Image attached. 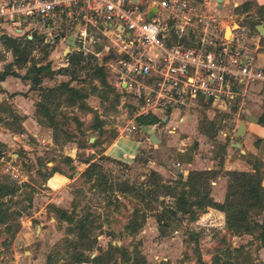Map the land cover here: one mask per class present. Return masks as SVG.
<instances>
[{
  "label": "rangeland",
  "instance_id": "374dc122",
  "mask_svg": "<svg viewBox=\"0 0 264 264\" xmlns=\"http://www.w3.org/2000/svg\"><path fill=\"white\" fill-rule=\"evenodd\" d=\"M207 1L221 14L225 37L231 36L226 27L231 30L235 25L232 22H237L242 27L240 39L245 34L258 36L256 53L264 52V0H222L221 7L215 0ZM257 24L263 26L262 30H257ZM46 40L35 43L20 71L31 62L48 61L53 70L69 66L67 54L77 52L81 60L69 66L75 70L72 79L67 73L55 72L43 77L42 84L68 81L85 96L82 102L73 104H67L63 94L54 101L58 103L54 109L58 123L56 141L49 140L50 129L43 126L29 129L35 135L26 132L19 139L9 138L2 144L0 190L2 185L16 189L0 196V207L8 214L0 222V264H75L71 262L75 250L90 257L100 253L99 262L86 264H264L260 229L254 224L262 221V211L249 208L246 225L250 229L240 232L229 229L224 212L210 206L193 213L177 211L160 228L154 213L174 197L160 188L153 194L138 190L161 181L179 192L181 185L176 180L186 177L185 163L195 153L198 157L214 158V168L194 176L209 187V194L213 193L211 181L218 175L226 180L228 177L227 170L219 166L228 137L223 139L218 130L227 126L223 122L229 120L237 103L217 111L215 106L199 100L189 107L190 117L184 122L172 117V122L152 125L159 139L151 142L136 121L131 133L124 130L133 112V100L121 87L116 71L120 67L117 53L104 47L107 41L101 33L93 31V41L86 47L69 46L66 53L63 41L48 37ZM256 60H261L257 54ZM41 119L47 123L44 117ZM116 136H134L135 140L139 136L144 145H138L129 155L100 152ZM238 148L229 156L239 158L240 154L246 167L257 163L264 187V148L256 154L237 153ZM82 160L85 166L93 161L96 173L89 177L80 174L85 168L78 162ZM249 167L246 171L251 172ZM190 198H195L193 193L187 194ZM56 208L65 209L73 218L86 217L85 236L68 231V223L58 217ZM132 218L141 222L134 233L125 227ZM109 244L118 248L108 250Z\"/></svg>",
  "mask_w": 264,
  "mask_h": 264
},
{
  "label": "built area",
  "instance_id": "2783aa9c",
  "mask_svg": "<svg viewBox=\"0 0 264 264\" xmlns=\"http://www.w3.org/2000/svg\"><path fill=\"white\" fill-rule=\"evenodd\" d=\"M0 21L27 37L39 25L49 39L72 34L73 49L101 33L104 47L117 53L121 87L133 100L126 132L139 114L156 115V124L177 111L180 120L199 100L220 111L254 83L264 87V64L255 62L258 36L244 33L241 40L242 27L232 22L225 37L224 20L207 0H5Z\"/></svg>",
  "mask_w": 264,
  "mask_h": 264
},
{
  "label": "trees",
  "instance_id": "16d2710c",
  "mask_svg": "<svg viewBox=\"0 0 264 264\" xmlns=\"http://www.w3.org/2000/svg\"><path fill=\"white\" fill-rule=\"evenodd\" d=\"M264 6V5H263ZM30 37L22 34L21 37L9 36L6 34L0 35V42L2 45L9 49L12 54V63L17 67L25 66V63L29 60L28 53L33 48L35 43H39L43 38L42 35L30 33ZM43 47L48 44L44 42ZM80 54L77 52H71L67 54V63L70 66H75L81 60ZM69 66L58 67L56 70L50 68L49 62H31L25 67L24 73L21 75L23 79H29L30 87L38 90L39 100L37 105L42 109L39 113L46 119L48 126L52 129V139L56 141V130L57 121L54 115V109L58 106V103H54L57 97L63 94V99L67 104H73L77 101H83L85 96L79 88L69 85L68 81H60L55 85L51 86H41L40 82L42 77L51 76L55 72L67 73L70 79L73 78V73L75 70L70 69ZM10 64H7L3 71L0 73V77L6 73H12L18 76V73L14 70L9 69ZM134 120L137 125L142 124H153L158 121V117L154 114H139L135 116ZM258 122L264 124V114L258 116ZM217 129V128H216ZM0 142V155H1ZM258 164H251L252 171L231 169L227 170L225 174L227 177L226 188L224 192L223 199L221 201H215L211 198L209 194V187L205 186L204 182L196 180L194 177L196 174H206L209 169L202 170H189L186 173V177L182 180L181 176L179 180H176L181 185L179 192H175V186H170L159 181L153 183L148 187V189L138 190L143 194L146 193H156L160 188V191L164 194H169L173 196L174 200L169 203H165L160 206L159 210L154 213L155 221L157 225L162 228L169 223L170 215L176 214L177 211L186 212L191 210L193 213L205 206L215 207L224 212L226 223L229 229L234 230V232H240L243 230H249L250 228L246 225V216L249 208L260 210L263 212V219L260 222L254 221V224L260 229L259 239L261 241V246L264 248V187L261 184L260 172L258 171ZM95 163L89 162L85 168L80 172L82 175L89 177L93 171ZM52 170H56L52 167ZM154 173V170H152ZM188 186V188H186ZM152 188L151 191L149 190ZM15 186L2 185L0 190V196L5 194H12L15 191ZM194 194L195 198L187 199V194ZM2 200H0L1 206ZM58 217L64 219L68 223V231L75 232L78 237H84L85 222L86 217L73 218L63 208H56ZM7 213L4 208L0 207V222H3L7 218ZM253 224V225H254ZM141 222H136L134 218L128 220L125 227L129 229L130 233L136 232L140 227ZM117 246L108 245V250L117 249ZM101 259L100 253L89 256L84 254L82 250H75L71 262L75 264H81L82 262H99ZM217 259V258H216Z\"/></svg>",
  "mask_w": 264,
  "mask_h": 264
},
{
  "label": "crops",
  "instance_id": "0c3cea01",
  "mask_svg": "<svg viewBox=\"0 0 264 264\" xmlns=\"http://www.w3.org/2000/svg\"><path fill=\"white\" fill-rule=\"evenodd\" d=\"M5 0H0L2 3ZM38 29L31 30V32L39 33L43 35L44 41L47 37L44 36L42 33L44 30L39 25L37 26ZM41 32V33H40ZM19 33V34H17ZM17 33L14 32L12 27L5 21H0V35L6 34L9 36H18L22 35L20 31ZM53 40V39H52ZM51 41V40H49ZM58 41H63L58 39ZM65 43V40L63 41ZM66 44V43H65ZM257 58L259 57L261 60L256 63L257 64H264V57L260 53H256ZM264 55V52H263ZM10 64L9 69L14 70L18 73L14 75L12 73H6L2 77H0V142L2 144L6 143L9 138L12 139H19L23 136L24 133H30L31 135H35L33 131L29 130L30 128L33 129H40V127H45L46 129H50V134L48 135L49 140L51 139L52 142V129L48 126L47 123H44L41 118L43 116L39 113L42 109L37 104L39 100L38 90L30 87L29 79L21 78V75L24 73L25 70L20 71L22 67H17L12 63V54L9 49L5 48L2 43L0 42V73L3 71L4 67ZM43 79V77H42ZM41 79L40 85L43 86V81ZM198 103V102H197ZM194 103L192 105H195ZM208 103V102H206ZM191 105V106H192ZM190 106V107H191ZM187 108L186 114L182 113V118L178 120V122H184L187 117H190ZM229 111V110H228ZM264 111V87L261 83L256 82L251 85L250 91L246 94V96L237 103L236 109L230 114V118L227 122V126L224 128H220L219 134L224 135L222 136L223 139L228 137V141L225 148V152L223 154L222 163L219 165L224 170H248L246 164H244L240 159V154L237 157H230L229 152L232 153L235 146H233L232 142L235 141V130L239 120H243L244 130L242 135L239 137L240 147L238 148L237 153H241V151L245 153H252L256 154L260 151V149L264 148V124L258 122V116L262 114ZM177 111L172 112V116L165 118L162 122H172L173 118ZM186 117H185V116ZM34 116V118H32ZM39 117V120L37 119ZM177 122V120L175 121ZM148 126H152L153 124H147ZM153 128V127H152ZM143 132L147 133L145 130L141 129ZM154 135L158 138L156 131L153 128ZM131 133V132H130ZM128 135V134H127ZM116 136L112 139V141L108 144L103 145L102 150L100 152L104 154H111L116 153V155H129L130 153L134 152L135 148L140 145H144V140L140 139L139 136L136 139L134 136ZM147 139L148 133H147ZM159 139V138H158ZM258 143L255 145V141ZM140 143V144H139ZM242 149V150H241ZM84 150V149H81ZM227 152V153H226ZM86 153V152H85ZM70 156V152L67 153ZM73 158V157H72ZM90 160V158H89ZM73 162L75 159L73 158ZM82 166H85V161H78ZM217 164V163H216ZM248 165V164H247ZM186 169H183L185 174L192 169H212L214 168V158L211 157H198L195 153H192V157L190 160L186 161L185 163ZM251 170V166L249 167ZM55 171V170H54ZM57 175H60L57 171H55ZM75 173L78 174L76 171ZM162 173V172H161ZM264 182V173L262 174V183ZM227 180L224 176L218 175L216 179L211 181L212 192L210 194L211 198L215 201H221L224 196V191L226 188ZM264 184V183H263ZM216 191V192H215ZM211 207V206H210ZM217 209L215 207H211ZM219 210V209H218ZM87 262H82L81 264H86Z\"/></svg>",
  "mask_w": 264,
  "mask_h": 264
},
{
  "label": "water",
  "instance_id": "95a60500",
  "mask_svg": "<svg viewBox=\"0 0 264 264\" xmlns=\"http://www.w3.org/2000/svg\"><path fill=\"white\" fill-rule=\"evenodd\" d=\"M215 1L217 3L218 7H221L222 6V4H221V1L222 0H215ZM256 28H257V30L260 31V30H262L263 26L261 24H257L256 25ZM65 43H66V47L63 48V52L64 53L67 52L69 46H74V40H73V35L72 34H69L65 38ZM140 127H141V129L145 130L148 133V137H149V139H150L151 142L158 141V138L154 135L153 128L151 126H148L147 124H142ZM243 130H244L243 120L240 119L239 122H238V124H237L236 130L234 132V134H235V141L232 142L233 146L240 147V143H239V140L238 139L242 135Z\"/></svg>",
  "mask_w": 264,
  "mask_h": 264
},
{
  "label": "bare ground",
  "instance_id": "6f19581e",
  "mask_svg": "<svg viewBox=\"0 0 264 264\" xmlns=\"http://www.w3.org/2000/svg\"><path fill=\"white\" fill-rule=\"evenodd\" d=\"M226 30H227L229 33H231V30H230L229 27H226Z\"/></svg>",
  "mask_w": 264,
  "mask_h": 264
}]
</instances>
